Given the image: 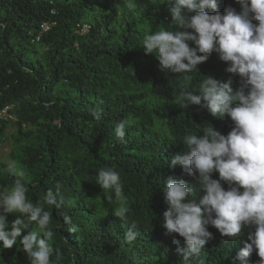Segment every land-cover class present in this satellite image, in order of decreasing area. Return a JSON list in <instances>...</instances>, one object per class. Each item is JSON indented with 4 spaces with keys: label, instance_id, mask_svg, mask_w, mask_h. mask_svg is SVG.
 <instances>
[{
    "label": "trees",
    "instance_id": "trees-1",
    "mask_svg": "<svg viewBox=\"0 0 264 264\" xmlns=\"http://www.w3.org/2000/svg\"><path fill=\"white\" fill-rule=\"evenodd\" d=\"M217 4L222 14L229 6L240 10L235 0ZM168 7L167 0H0V111L8 108L12 116L0 118V144L10 139L6 159L0 154V185H12L7 164L15 161L27 174L30 201L42 202L57 186L75 201L60 210L45 205L52 213V264H183L172 244L175 238L183 247V238L162 227V187L172 176L203 193L197 174L169 167L171 159L189 152L180 139L200 134L205 123L224 135L233 125L199 106L180 107L179 94L186 85L198 91L205 77L232 79L235 91L240 78L215 53L197 66L199 73L161 72L142 46L157 29L186 31L172 25ZM44 22L50 28L35 41ZM85 24L89 29L80 34ZM121 119L131 122L124 142L114 131ZM101 168L120 174L130 207L126 222L111 215L114 193L95 183ZM62 214L71 216L76 233ZM132 223L140 234L128 243L124 232ZM254 230L245 227L232 240L209 226L212 239L194 264H240L237 252ZM26 234L11 249L0 244V264H29L19 243ZM259 259L254 250L246 264Z\"/></svg>",
    "mask_w": 264,
    "mask_h": 264
},
{
    "label": "clouds",
    "instance_id": "clouds-1",
    "mask_svg": "<svg viewBox=\"0 0 264 264\" xmlns=\"http://www.w3.org/2000/svg\"><path fill=\"white\" fill-rule=\"evenodd\" d=\"M235 2L239 11L229 6L222 14L217 0H167L172 25L186 31L174 33L160 28L143 37L142 47L147 54L155 55L161 72H198L197 66L215 53L227 65L226 72L240 78L235 91L232 79L222 82L205 77L198 91L186 85L179 94L180 107L199 106L213 117L227 116L233 125L224 135L205 123L200 134H185L180 139L189 152L171 159L169 167L180 165L189 175L197 174L203 193L197 196L184 179L172 176L162 187L167 205L162 227L165 235L183 238V247L178 239L172 240L183 264H194L212 239L209 226L232 240L241 238L245 227H253L235 259L246 264L256 250L259 264H264V0ZM130 123L121 119L114 126L121 142ZM7 172L13 183L10 187L0 185V244L3 249H11L27 232L19 243L29 264H52V213L45 210V205L60 210L72 207L75 201L66 198L57 186L43 194L42 202L33 203L26 195L25 170L12 161L7 164ZM214 173H218V179L213 178ZM95 183L103 192L114 193L118 206L111 215L126 222L130 207L119 172L101 168ZM9 215H15L11 222ZM62 216L69 230L76 233L78 227L71 216ZM139 234L132 223L127 225L124 238L132 243ZM55 254L59 259V253Z\"/></svg>",
    "mask_w": 264,
    "mask_h": 264
},
{
    "label": "built area",
    "instance_id": "built-area-1",
    "mask_svg": "<svg viewBox=\"0 0 264 264\" xmlns=\"http://www.w3.org/2000/svg\"><path fill=\"white\" fill-rule=\"evenodd\" d=\"M50 28V24L48 23H42L41 26H40V31L38 33V35H36L35 37V41H38L41 34L43 33H46ZM89 29V26L88 25H82V28L79 30V33L82 34V33H86ZM6 117H9L10 119L12 118V116H9L8 115V108H4L0 111V118H6Z\"/></svg>",
    "mask_w": 264,
    "mask_h": 264
},
{
    "label": "rangeland",
    "instance_id": "rangeland-1",
    "mask_svg": "<svg viewBox=\"0 0 264 264\" xmlns=\"http://www.w3.org/2000/svg\"><path fill=\"white\" fill-rule=\"evenodd\" d=\"M11 132H12V129H8L6 136H9ZM9 149H10V139L9 140L5 139L0 144V154L3 160L6 159V155L8 154Z\"/></svg>",
    "mask_w": 264,
    "mask_h": 264
}]
</instances>
